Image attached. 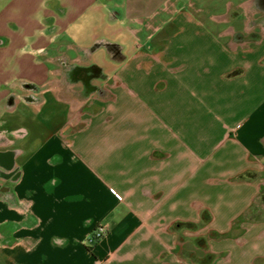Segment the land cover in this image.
<instances>
[{"label":"crops","instance_id":"0c3cea01","mask_svg":"<svg viewBox=\"0 0 264 264\" xmlns=\"http://www.w3.org/2000/svg\"><path fill=\"white\" fill-rule=\"evenodd\" d=\"M140 2L0 0V264H264V24Z\"/></svg>","mask_w":264,"mask_h":264},{"label":"rangeland","instance_id":"374dc122","mask_svg":"<svg viewBox=\"0 0 264 264\" xmlns=\"http://www.w3.org/2000/svg\"><path fill=\"white\" fill-rule=\"evenodd\" d=\"M159 1L152 0L150 5L145 6L143 0H141V5H139L140 7L138 6L136 14L143 16L146 10L158 9L157 13H155V15L157 14L155 19L148 16L143 17L142 22L144 25H154L156 27L160 26L163 20H166L167 17H164L163 20L159 18V16L164 14L158 6ZM249 4H252L251 7H249ZM163 6L168 11L169 9H174V11L183 9L189 12L195 20L204 24L234 26L235 33L232 38L247 40L249 43H255L262 39L263 33L258 29H260V25L264 24V0H165ZM251 26L255 27L254 32L247 33L246 27ZM102 46L106 49L107 54L116 55L117 49L113 46ZM70 94L71 98H81L77 92Z\"/></svg>","mask_w":264,"mask_h":264},{"label":"built area","instance_id":"2783aa9c","mask_svg":"<svg viewBox=\"0 0 264 264\" xmlns=\"http://www.w3.org/2000/svg\"><path fill=\"white\" fill-rule=\"evenodd\" d=\"M105 233V229L103 226H97L87 237V243L91 245L98 239H100Z\"/></svg>","mask_w":264,"mask_h":264}]
</instances>
